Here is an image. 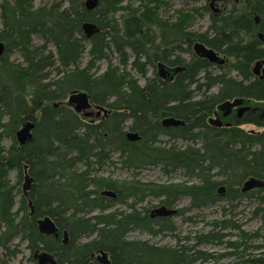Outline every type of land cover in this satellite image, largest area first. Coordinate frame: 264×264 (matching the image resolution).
<instances>
[{
	"label": "trees",
	"instance_id": "obj_1",
	"mask_svg": "<svg viewBox=\"0 0 264 264\" xmlns=\"http://www.w3.org/2000/svg\"><path fill=\"white\" fill-rule=\"evenodd\" d=\"M35 1L0 0V42L5 44L0 57V264L19 255V246H14L18 239L27 243L34 264L47 253L56 264H99L96 255L101 251L110 264H218L232 256L237 264H264V251L254 257L249 253L248 241L258 234H246L233 219L214 222L207 235L193 238L195 245L184 246L169 220L175 216L152 220V210L143 206L156 198L160 207L171 209L187 197L189 207L176 214L183 217L189 210L227 201V217L239 198L264 204V187L242 193L250 178L264 181V131L216 128L208 121L227 100L264 102V80L252 71L254 62L264 60V0L234 2L220 18L212 13L209 29L199 33L191 30V23L196 15L209 14L207 0H183L206 4L166 19L160 15L169 7L166 0H138L137 7L122 6L124 0H99L94 11L85 8L87 0H53L42 7H35ZM91 22L100 31L88 39L82 27ZM35 38L42 44L36 45ZM199 42L226 57L229 70L226 63L218 66L197 57L193 48ZM12 54L23 62L13 61ZM114 54L119 65L113 64ZM183 54H190L189 61ZM103 62L107 69L100 74ZM159 63L184 70L173 81L161 80ZM129 66L145 79V86L127 71ZM214 67L224 72L215 74ZM149 68L156 72L151 78ZM76 90L111 112L94 122L76 114L64 102ZM170 117L185 124L165 127L162 120ZM30 121L35 123L33 137L20 146L16 134ZM128 128L141 136L139 142L128 140ZM163 137L168 139L164 144ZM178 141L188 146L182 148ZM113 155L134 172L132 180L100 175L114 163ZM26 166L33 179L28 197L21 190ZM151 166L162 167L166 175L180 170L197 183L137 180V172ZM11 172L16 173L15 183ZM220 187L226 189L223 197ZM109 190L116 198L105 196ZM121 205L127 210H113ZM46 216L58 226L59 238L40 232L38 221ZM134 230L151 237L170 233L178 243L162 247L131 241ZM229 230L237 231L240 241L226 242L224 232ZM201 244H225L232 251L208 255L196 250Z\"/></svg>",
	"mask_w": 264,
	"mask_h": 264
},
{
	"label": "rangeland",
	"instance_id": "obj_2",
	"mask_svg": "<svg viewBox=\"0 0 264 264\" xmlns=\"http://www.w3.org/2000/svg\"><path fill=\"white\" fill-rule=\"evenodd\" d=\"M53 2V0H36L35 1V7H42V6H47V4ZM166 2H168L169 7H167L166 10L162 11L160 13V15L163 18H168V17H176L175 13L176 11L182 10L184 13L187 14L188 11H191L193 9H198L200 7L205 6V2H198V4L195 3H185L183 2V0H166ZM232 2L239 4L240 1L238 0H232ZM232 4L231 5V9H232ZM139 4L138 0H124V3L122 4V6H135L137 7ZM123 13L120 12L119 14L115 15L116 19H119L120 15ZM215 14V13H213ZM212 12L211 10L209 11V14H203V16L200 15H196L195 19L193 20V22L191 23V30L194 32H205L209 29V26L211 25V16ZM34 43L36 45L38 44H42V41L39 38H35L34 39ZM52 51H54L53 47H50ZM183 57L189 61L190 54H183ZM224 58V56H221ZM12 60L15 62H23L21 56L19 54H12ZM112 61L113 64L115 65H119V61H118V57L116 54L112 55ZM88 60V57L85 55L83 61L86 63ZM226 60V64L224 65V67H226L225 71L229 70V66L227 63V59L225 57ZM131 66V65H130ZM128 67L127 71H130L133 75V77L139 81V85L140 86H145L146 81L145 79H143L140 75H138L137 72L131 71V67ZM107 69V63L103 62L100 65V70L99 73L102 74L104 73V71ZM148 77L151 78L153 77L156 72H154L153 69L149 68L148 69ZM213 72L215 74H221L222 72H224V70L222 69H218L216 67L213 68ZM158 73V70H157ZM230 73L231 77H237V73L236 72H231L229 71L228 74ZM218 91V89H214V92ZM244 104L243 106L245 107V105L247 103L251 104L252 107H255L256 109H258L259 106H264V102H259V101H255L252 99H248L245 98L244 99ZM67 99L64 101L66 102ZM93 104V103H92ZM251 109V108H250ZM254 109V108H253ZM255 109V110H256ZM94 114V117H89V120H98L96 119L97 117L95 116V112L96 108L91 111ZM264 112V109H261L260 112H248L246 113V115L244 116V119L241 120L240 122H235L233 124L234 127L238 126L241 129L245 130V131H254V132H263L264 131V120H262L259 116V113ZM103 116V114H101V117ZM210 118H213V115L210 116ZM257 118V119H256ZM131 122L128 123V126L130 127ZM228 127L227 125L223 126V128ZM232 127V126H231ZM130 131V129L128 128L126 133H128ZM131 132V131H130ZM163 144L168 140L167 138L163 137L161 138ZM177 144L180 147H185L188 146L187 143L185 142H177ZM10 142H6L5 146L9 147ZM113 164L112 165H108L101 173L100 175H102L103 177H105L106 179H111L114 181H130L134 178V172L132 170H128L126 168L122 167V164L120 162V158L118 155H113ZM137 180L139 181H143V182H149V183H156V184H195L197 183L196 180H191L188 177H186L184 175V173L180 170H176L173 171L172 173L166 175L163 172L162 167H155V166H151V167H147L144 169H141L140 171L137 172V176H136ZM10 181L15 183L16 182V173L11 172V176H10ZM23 184V183H22ZM22 192H23V187L21 188ZM262 195H264V192L262 193ZM111 198V196H109ZM20 199V196L19 198ZM160 200L156 199V198H149L147 199V201L143 204V206L147 207L149 210H153V208H158L160 207ZM190 205V199L185 197L183 198L181 201H179L176 204L175 209L178 210H183L187 207H189ZM229 205H227V201H219L216 205H209L204 209L198 210H189L187 211V213L185 214V216H180V215H175V217L169 218V220H171V223L174 224V226H176V234L178 236V238H181L182 242L181 244L184 246H193L196 244V240H193V238L195 237H200V236H205L208 234L209 231L212 230V225L214 222H218V221H223V220H229V219H233V221H235V223H237L239 226H241L242 230L245 231L246 234L251 235V234H258V237L255 239H252V241H248V245L251 246V250L249 251V253L252 254V256L254 257L255 255H257L259 252H263L264 251V204L260 205L259 202H257V200L255 199H248V198H239L235 203L234 206L235 208L232 210L231 214L227 217H225L223 215V207H227L228 208ZM262 210L260 211V213H256V211L258 209ZM113 210H119V211H126L127 208L125 206H116V208H114ZM191 219V220H190ZM225 234H227L226 242L228 241H232V242H238L240 241L239 238V233L235 230H229L227 232H224ZM174 234V235H176ZM129 240L133 241V240H140V241H144V240H148L150 242H152L154 245H159L162 247H175L176 244L178 243V239L177 237L173 236L170 233H167L165 235L162 236H157V237H151V235L143 232H138L136 230L132 231L129 234ZM187 237H191L192 240H185V238ZM91 238H87L84 239L83 241H90ZM18 245L19 249H20V253L17 257H15V259H10L8 263L5 264H34L31 259H30V251L27 248V243L22 242L21 240H16L14 243V246ZM253 247H259V250L254 249ZM197 251L200 250L204 253L212 254L213 256H220L221 254H227L230 253V251H232L231 249L228 250L227 246L224 245H215V244H209V245H199L198 248L196 249ZM237 258L236 257H231V258H227V259H223L220 262L222 264H231V263H235L237 264ZM219 262V263H220ZM199 264H211V262L209 263H201L199 262Z\"/></svg>",
	"mask_w": 264,
	"mask_h": 264
},
{
	"label": "water",
	"instance_id": "obj_3",
	"mask_svg": "<svg viewBox=\"0 0 264 264\" xmlns=\"http://www.w3.org/2000/svg\"><path fill=\"white\" fill-rule=\"evenodd\" d=\"M219 2V0H214ZM99 6V0H87L85 3V8H87L88 11H94L98 9ZM258 23L259 20H257ZM83 30L86 34V37L88 39H91L95 34L99 33L100 29H98L97 25L94 23H85L83 25ZM263 38V35L261 34L260 36ZM194 53L196 54L197 57H202L206 60H208L210 63L222 66L225 64L226 60L225 58H221V56L213 49V48H208L202 43H196L194 44ZM5 52V44L0 42V57H3ZM159 70H160V76L162 78H165L167 80L172 79L175 75L179 74L180 71L184 70V68H176V69H171V70H166L165 66L163 64H159ZM253 74L254 76H258L261 80H264V60H258L254 63V68H253ZM244 99L243 98H235L234 100H227L224 103L220 104L217 106L216 111H215V117L210 118L208 121L209 123L214 127L217 128H223V121L220 119L218 116V112L223 113V117H227L230 114H232L233 110L235 108H239V116H242L246 111L250 110L249 107H243L244 104ZM68 106L72 107L75 109V111L85 117L89 118L92 117L93 108H96L97 111V116H100L101 114L107 115L111 111L102 107V106H94L92 104V101L90 99L89 94L86 92H80V91H73L70 96L68 97ZM162 123L165 127H178L182 126L185 123L181 120H177L174 117L170 118H165L162 120ZM35 123L33 121L25 123L20 130L16 134L17 141L19 142L20 146H24L31 142V139L33 137V131L35 130ZM254 133V131H252ZM128 139L132 142H137L141 139V136L138 135L137 133L133 132H128L126 135ZM28 167H25V177L23 181V193L28 197L29 196V191L31 190L33 186V179L30 177V174L27 171ZM242 187V193H247L250 190L256 189V188H262L264 187V181L262 180H257L254 178H250L248 181L243 183ZM225 191V187L221 188V192L223 193ZM105 196L109 197L111 196L112 198H116V193L113 191H107L104 193ZM31 205V202L29 203ZM32 206V205H31ZM34 212V209L32 208V214ZM177 214V209H168L166 206L164 207H159L154 209L153 215H156L158 217H169V216H175ZM38 226L40 229V232L44 235H49V236H55L56 239L59 238V228L55 224L54 220L46 216V218L40 219L38 221ZM64 243L66 244L68 242V236L67 233H64ZM38 254H36L37 256ZM39 264H56V259L52 257L50 254H41L39 255ZM96 259L99 264H110L111 260L109 255L101 251L98 255H96Z\"/></svg>",
	"mask_w": 264,
	"mask_h": 264
},
{
	"label": "flooded vegetation",
	"instance_id": "obj_4",
	"mask_svg": "<svg viewBox=\"0 0 264 264\" xmlns=\"http://www.w3.org/2000/svg\"><path fill=\"white\" fill-rule=\"evenodd\" d=\"M238 1V0H237ZM207 2L209 3V7H210V10H211V12L212 13H215V15H216V17L217 18H220V16H222L224 13H226V12H229L230 11V9H231V5L230 4H232L233 2H232V0H219V2H217V1H214V0H207ZM160 64V63H159ZM159 64L157 65V70H158V73H157V77H159L161 80H162V78L160 77V70H159ZM161 64H163L164 66H165V69L166 70H171V69H176L175 67H171V66H167V65H165L164 63H161ZM178 75V74H177ZM177 75H175L172 79H170L171 81H173L174 79H175V77L177 76ZM146 85V84H145ZM94 106H96L95 104H94ZM245 107H249V109L250 110H248V111H246V113H248V112H250V111H252V112H260L261 111V109H264V106H259L258 107V109H256L255 107H252L251 106V104H249V103H247L246 105H245ZM244 106L242 107V108H245ZM254 108V109H253ZM256 109V110H255ZM239 108H235L234 110H233V112H232V114H230L229 116H227V117H223V113L222 112H218V116L220 117V119L223 121V126H225V125H227L228 127H231V126H233V124L236 122H240L241 120H243L244 119V116L246 115V113H244L242 116H239ZM215 111H216V109H215ZM215 111H214V113H213V118L215 117ZM259 116H260V118L262 119V120H264V112H261V113H259ZM97 119V118H96ZM101 119H103V116L101 117V118H99L98 120H101ZM257 119V118H256ZM91 121V120H90ZM93 122L95 121V120H92ZM220 189V188H219ZM219 189H218V194H219V196H224L225 195V193H226V189H225V191L222 193V192H220L219 191ZM175 207L176 206H174V207H172L171 209H174L175 210ZM154 209H156V208H153V210L151 211V219L152 220H154V219H156V218H161V219H163L162 217H158V216H156V215H153V211H154ZM178 209H177V213H178ZM98 262V261H97ZM211 264H215V262H212ZM218 264H222L221 262L220 263H218ZM231 264H235V263H231ZM239 264H257L255 261H252V262H242V263H239Z\"/></svg>",
	"mask_w": 264,
	"mask_h": 264
},
{
	"label": "bare ground",
	"instance_id": "obj_5",
	"mask_svg": "<svg viewBox=\"0 0 264 264\" xmlns=\"http://www.w3.org/2000/svg\"><path fill=\"white\" fill-rule=\"evenodd\" d=\"M84 25V24H83ZM82 29H83V27H82ZM85 33V32H84ZM86 35V34H85ZM161 77V76H160ZM162 78V77H161ZM163 80H166V81H169V80H167V79H165V78H162ZM171 81V80H170ZM67 103H68V98H67V101L65 102V104H66V106H68L67 105ZM59 104H55V106L57 107ZM68 107H70V106H68ZM72 110H74L75 111V109L74 108H72V107H70ZM107 109V108H106ZM75 113L76 114H78L76 111H75ZM79 115V114H78ZM95 116L97 117V119H99V118H101V115L100 116H97V112H95ZM108 116V114L107 115H104L103 114V118H106ZM94 117V114L92 115V118ZM93 122V121H92ZM210 124V123H209ZM210 126L211 127H213L211 124H210ZM215 127V126H214ZM217 128V127H216ZM130 132V131H129ZM128 133H126V135H127ZM128 138V137H127ZM129 140V139H128ZM130 141V140H129ZM132 142V141H131ZM137 142H139V141H137ZM221 188L222 187H220V189H219V191L221 192Z\"/></svg>",
	"mask_w": 264,
	"mask_h": 264
}]
</instances>
